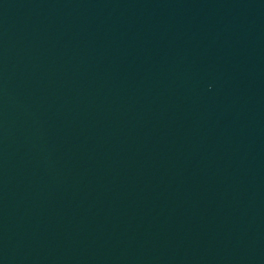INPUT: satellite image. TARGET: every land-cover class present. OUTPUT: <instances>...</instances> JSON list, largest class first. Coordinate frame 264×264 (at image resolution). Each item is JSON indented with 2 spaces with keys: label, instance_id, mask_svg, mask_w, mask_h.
<instances>
[{
  "label": "water",
  "instance_id": "1",
  "mask_svg": "<svg viewBox=\"0 0 264 264\" xmlns=\"http://www.w3.org/2000/svg\"><path fill=\"white\" fill-rule=\"evenodd\" d=\"M0 264H264V0H0Z\"/></svg>",
  "mask_w": 264,
  "mask_h": 264
}]
</instances>
